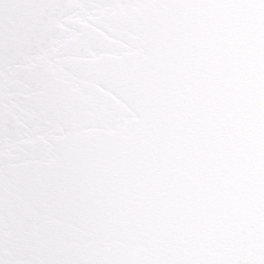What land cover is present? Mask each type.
Here are the masks:
<instances>
[{"label": "snow or ice", "instance_id": "obj_1", "mask_svg": "<svg viewBox=\"0 0 264 264\" xmlns=\"http://www.w3.org/2000/svg\"><path fill=\"white\" fill-rule=\"evenodd\" d=\"M0 264H264V0H0Z\"/></svg>", "mask_w": 264, "mask_h": 264}]
</instances>
